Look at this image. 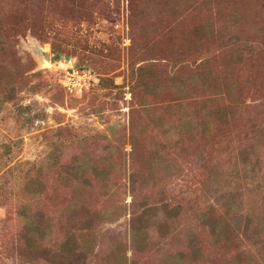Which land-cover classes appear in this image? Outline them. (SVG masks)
<instances>
[{
	"label": "rangeland",
	"instance_id": "1",
	"mask_svg": "<svg viewBox=\"0 0 264 264\" xmlns=\"http://www.w3.org/2000/svg\"><path fill=\"white\" fill-rule=\"evenodd\" d=\"M203 67L210 108L228 85L235 112L190 144L180 120L203 104L193 79ZM263 128L264 0H0V264H22L19 211L57 213L76 197L82 160L112 171L113 192L100 180L85 191L93 210L113 213L97 217L104 242L92 264H108L112 243L128 260L161 264L190 241L207 264L262 263L264 234L254 238L249 219L264 216ZM35 175L46 191L25 189ZM146 203L160 207L139 252L131 229ZM162 203L178 209L160 233ZM207 208L231 244L208 234Z\"/></svg>",
	"mask_w": 264,
	"mask_h": 264
},
{
	"label": "trees",
	"instance_id": "2",
	"mask_svg": "<svg viewBox=\"0 0 264 264\" xmlns=\"http://www.w3.org/2000/svg\"><path fill=\"white\" fill-rule=\"evenodd\" d=\"M236 41L238 42V40ZM239 44H242V42ZM202 70H199L193 79L195 78V81H199V85L195 88H197V94L202 96L203 104L201 107L194 109L193 116L186 113L182 115L180 120V132H183V135L190 144H196L208 137V135L214 136L215 127L212 130V126H216L217 122H220V124L221 122H227L235 112L234 106L232 107L231 104H226V101H229V99L232 100L234 94L233 87L228 85L219 90L220 92L217 94L221 98L218 97V105L213 106V110L211 109L212 106L208 104L214 95L207 92L211 73L205 72L206 69L204 67ZM182 109L184 110V108ZM260 133L264 135V128ZM173 146V144H170L169 148ZM252 148V145L246 146L245 152L248 153ZM181 150L184 151L182 147ZM60 156V154H57L53 158L55 165L59 162ZM158 159L160 158L158 157ZM167 163L172 164V161H167ZM163 165L164 163L160 162L158 168L155 169H158V172L166 170L167 166ZM74 171L75 174H71V177L76 179L75 191L73 190L75 192L74 196L76 197L63 209L57 210V213H54L51 207L52 210L47 207V209L39 208L34 211H19V215L23 219L22 230L19 234V238L22 241V246L20 247L22 250V264H36L38 261H45L44 264H92L99 256L101 250H98V248L104 241L102 238H97L99 236L97 234L99 232V220L97 217L103 214L110 219L113 213H104L98 208L93 210L89 200H87L89 196L85 191H91L93 180H100L107 189V193L109 191L113 192L111 190V182L108 178L112 171L110 167H88L83 160L76 165ZM151 174L155 173L151 172ZM136 187V190H139V192L144 190V186L140 182ZM25 189L33 194H39L47 190L45 182L39 179L38 175L31 177L26 182ZM223 199H226L225 205H230L228 206L229 208L234 201H237L236 198L233 199L231 194L226 195ZM94 202H96L95 199ZM162 206L161 211L164 217L163 220L158 222L160 233H162L160 229H164L166 222L176 218L178 209L177 206L170 207L167 203H162ZM159 207L152 203L138 206L139 213L134 216L133 227L131 229L132 244L136 251L144 252L147 226L153 225L151 223L149 224V220L152 218L153 212L157 211ZM70 211L72 213H69ZM202 215L203 224L209 230L208 234L215 237V242L231 244L234 239L231 240L227 235L228 225L226 222L223 220L220 221L208 208L204 209ZM71 216L74 218L72 222L69 221ZM252 222L255 228V236H257L254 238H259L264 234V216H252L249 219V223L251 224ZM100 237H103V235ZM115 245L116 243H112L111 246L113 254L109 256L113 257V259L110 264H138L136 260H128L127 255H125V250L122 252ZM109 256H106L104 259L108 264L110 261ZM250 258L248 261H252L251 263L238 261L237 264H264V258L262 263L253 260L252 256ZM161 264H207V258L202 254V246L190 241L186 250L172 251L166 254L161 260Z\"/></svg>",
	"mask_w": 264,
	"mask_h": 264
},
{
	"label": "water",
	"instance_id": "3",
	"mask_svg": "<svg viewBox=\"0 0 264 264\" xmlns=\"http://www.w3.org/2000/svg\"><path fill=\"white\" fill-rule=\"evenodd\" d=\"M42 55L44 57V59L49 62V53L47 51H42ZM72 65H74V61L71 62Z\"/></svg>",
	"mask_w": 264,
	"mask_h": 264
},
{
	"label": "built area",
	"instance_id": "4",
	"mask_svg": "<svg viewBox=\"0 0 264 264\" xmlns=\"http://www.w3.org/2000/svg\"><path fill=\"white\" fill-rule=\"evenodd\" d=\"M79 71H80V69H79ZM82 72V71H81Z\"/></svg>",
	"mask_w": 264,
	"mask_h": 264
}]
</instances>
